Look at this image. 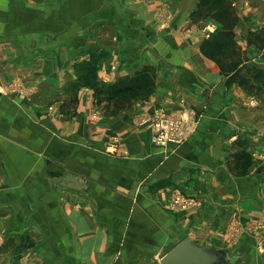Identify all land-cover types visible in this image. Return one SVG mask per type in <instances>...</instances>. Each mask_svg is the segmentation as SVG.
<instances>
[{
    "label": "crops",
    "instance_id": "obj_1",
    "mask_svg": "<svg viewBox=\"0 0 264 264\" xmlns=\"http://www.w3.org/2000/svg\"><path fill=\"white\" fill-rule=\"evenodd\" d=\"M155 1L0 0V246L11 237L31 240L18 264H160L184 239L204 246L194 223L214 215L221 223L235 203L243 221L264 217V169L238 177L236 166L227 167L238 140L264 153V101L248 107L241 88L227 89L202 55L203 39L184 38L199 0H172L177 14L188 16L177 36L154 24ZM230 1L238 42L249 64L264 71V48L248 43L251 32L264 31V0ZM97 35L120 56L117 72L108 70L109 60L99 79L112 82L150 65L158 71L157 94L133 114L98 124L85 92L79 105L88 113H49ZM182 100L203 114L182 147L155 146L148 128H136L138 116L161 105L179 110ZM110 137L128 157L108 151ZM176 189L205 205L171 212ZM239 240L224 248L232 264H264V244L246 233Z\"/></svg>",
    "mask_w": 264,
    "mask_h": 264
},
{
    "label": "rangeland",
    "instance_id": "obj_2",
    "mask_svg": "<svg viewBox=\"0 0 264 264\" xmlns=\"http://www.w3.org/2000/svg\"><path fill=\"white\" fill-rule=\"evenodd\" d=\"M174 4V7L172 5ZM154 24L160 30H169L172 34L177 36V26L178 23H183L188 18L186 13H178L177 6L172 0H157L154 4ZM175 11V13H174ZM177 15L180 17V21H177ZM193 21V20H192ZM194 23V22H193ZM195 24V23H194ZM216 25H214L211 21L201 22L199 24H195L193 27H189L185 31L184 38L186 40H194L205 39L208 38L212 33L217 30ZM211 27L215 28L214 30ZM112 39L114 40V35L112 34ZM201 40V43L202 41ZM109 50V51H108ZM110 67L108 70L111 72H117L118 64L120 62V56L117 52H114L111 47L108 46V43L101 38L99 35L92 40V45L90 48V58L88 61L80 62L76 64L74 67V72L76 75V80L74 83L68 87L65 93L59 98H55L53 102L60 103L56 108L55 106L49 113H56L59 116L66 117L67 119L76 118L79 115H84L88 113L91 120L94 124H98V122L108 121L112 119H118L119 117L128 116L127 114L135 112L137 105L147 104L152 98L157 94L158 91V77H157V87L152 92H149V96L143 101L138 102L130 109H124L119 112L105 113V105L99 103L100 95L99 92L101 89H107L111 85L115 84L120 78H114V80L110 82L106 78L99 79L102 75H98L99 71L102 73L107 72L104 63L109 61ZM108 64V63H107ZM253 66V65H250ZM93 68L94 76L89 75V71ZM157 70V69H156ZM88 73V74H87ZM136 73V72H135ZM135 73L131 74L134 75ZM158 75V71H157ZM223 76V75H222ZM224 77V76H223ZM225 78V77H224ZM118 79V80H116ZM225 86L227 89H231L233 87H239V85L228 86L227 80L225 78ZM22 92H25L22 88H17ZM17 91V90H16ZM81 92H85V94H89L91 98L90 106L87 109H81L80 107V95ZM106 92V91H105ZM241 92H243L246 96L247 106H254L256 102L264 101V88L261 84H256V87H251L248 90L241 88ZM107 93V92H106ZM260 103V102H259ZM186 100L181 101V107L179 110H170L168 107L161 105L154 109L152 112H148L146 114H142L140 117L138 116L136 119L137 129H146L148 127H140V123L143 119L148 116H156L158 113H162L166 116V118L170 120H176L177 118L183 120L186 127V135L182 141V144L178 147H182L194 134L197 129V126L201 122L203 118L202 112H198L196 110H190L186 105ZM87 110V112H85ZM151 132L152 129L148 128ZM152 134V133H151ZM188 138V139H187ZM187 139V140H186ZM186 140V142H185ZM239 142H243V145H239ZM121 140L118 138H109L107 142V148L110 153H119L120 151L122 156L128 157L129 153L125 149H121ZM155 146H158L154 144ZM241 146L243 147L241 150ZM160 147V146H158ZM169 147V146H167ZM177 147V146H174ZM166 148V147H164ZM257 148L250 147L248 140H238L234 144L233 149L229 150V158L227 159V167L230 168L232 172V168L236 165L232 156L234 154L243 155L245 160L241 162L240 165V174L238 177H245L250 174L251 169H255L258 166L264 169V153L257 154ZM169 210L175 214H188L190 212L197 213L203 207V199L196 197L195 195H186L181 190H174L172 192V196L170 198ZM205 200V199H204ZM177 201L179 204H177ZM202 202V205L200 203ZM205 205V204H204ZM251 205V204H250ZM262 205L264 206V198L262 200ZM254 205L250 206V211L247 208L246 214L249 213L253 215ZM262 212H264L262 210ZM227 215L224 216V221L221 223L216 222V217L214 215V221H212V216H209L208 222H200L197 226L194 223L195 233L194 235L203 242L204 247L210 248H232L239 243V238L243 233L248 234L257 240V247H263L264 244V217L261 219H253L243 221L242 214L237 209V204H233L230 209L225 212ZM264 214V213H263ZM195 215V214H194ZM200 217V215H198ZM204 226V227H203ZM213 230V233L211 232ZM198 231L199 233H196ZM33 247V242L30 240L26 242L23 240L21 243V239L19 238H8L5 242L0 246V264H18L21 263V257L23 254L29 249ZM175 246H171L169 251L173 249ZM260 249V248H259ZM227 250V249H226ZM168 251V252H169ZM230 253V250H228ZM160 263V262H159ZM158 264V263H157Z\"/></svg>",
    "mask_w": 264,
    "mask_h": 264
},
{
    "label": "trees",
    "instance_id": "obj_3",
    "mask_svg": "<svg viewBox=\"0 0 264 264\" xmlns=\"http://www.w3.org/2000/svg\"><path fill=\"white\" fill-rule=\"evenodd\" d=\"M191 18L195 24L211 21L216 25L217 30L202 41L200 51L207 60L217 65L226 78L228 86L239 85L248 90L259 83L264 88V71L250 66L247 52L238 42L236 29L239 25V16L230 0H199ZM248 43L263 49L264 31L251 32ZM88 73L87 76H94L93 68ZM157 77L155 67L144 66L134 75L121 78L105 90L101 89L98 94L100 95L99 103L105 105L107 114L130 109L138 102L145 100L149 92L156 89ZM242 148L241 146V150ZM237 153L233 156L238 169L235 173L238 176L241 162L245 160V157L239 154L240 152Z\"/></svg>",
    "mask_w": 264,
    "mask_h": 264
},
{
    "label": "water",
    "instance_id": "obj_4",
    "mask_svg": "<svg viewBox=\"0 0 264 264\" xmlns=\"http://www.w3.org/2000/svg\"><path fill=\"white\" fill-rule=\"evenodd\" d=\"M160 264H232V257L227 250L204 247L184 239L161 259Z\"/></svg>",
    "mask_w": 264,
    "mask_h": 264
},
{
    "label": "built area",
    "instance_id": "obj_5",
    "mask_svg": "<svg viewBox=\"0 0 264 264\" xmlns=\"http://www.w3.org/2000/svg\"><path fill=\"white\" fill-rule=\"evenodd\" d=\"M215 28L211 27L212 30ZM145 126L152 129V142L160 147H178L182 144L186 135V127L183 120L179 118H177V121L170 120L162 113H158L153 117L148 116L143 119L140 123V127ZM177 204H179L178 201Z\"/></svg>",
    "mask_w": 264,
    "mask_h": 264
}]
</instances>
